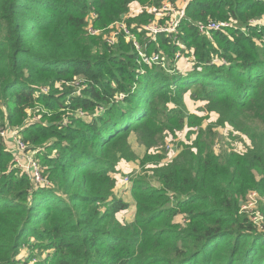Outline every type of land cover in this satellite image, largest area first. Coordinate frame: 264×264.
Listing matches in <instances>:
<instances>
[{
    "label": "trees",
    "instance_id": "obj_1",
    "mask_svg": "<svg viewBox=\"0 0 264 264\" xmlns=\"http://www.w3.org/2000/svg\"><path fill=\"white\" fill-rule=\"evenodd\" d=\"M164 1L178 0H0V117L20 123L37 105L93 116L23 132H31L49 185L13 169L0 143V264H29L16 259L33 239L52 250L51 264H264V233L241 207L251 192L264 198V27L251 29L253 37L238 33L264 18V0H188L178 39L194 51L189 71L176 60L170 71L141 64L123 36L109 46L85 29L91 11L94 27L107 28L139 4L144 11L128 24L145 40L154 16L146 9ZM208 20L237 26L233 39L215 32L224 50L200 34L197 25ZM141 42L148 55L158 50ZM157 42L172 57L180 49L171 35ZM79 78L77 95L68 84ZM188 93L218 124L246 136L250 149L217 153L211 129L192 133V143L190 134L175 157L156 156L153 175L133 183L136 211L122 222L118 214L130 205L115 196L114 174L122 160H137L131 137L145 156L176 139L195 116Z\"/></svg>",
    "mask_w": 264,
    "mask_h": 264
},
{
    "label": "rangeland",
    "instance_id": "obj_2",
    "mask_svg": "<svg viewBox=\"0 0 264 264\" xmlns=\"http://www.w3.org/2000/svg\"><path fill=\"white\" fill-rule=\"evenodd\" d=\"M164 2H166V3H164V5L165 4L172 5V11L177 12L178 14L180 13V15H166V14L160 13L163 11V7H164V5H163L159 8L158 11L154 10L153 13H151L154 15L152 17L153 19L145 27H148V26H151L154 24L159 26V27L160 26H168L169 24H171V22L174 19H176V18L180 19L185 15L184 13H185L187 5H188V0H178L175 5L172 4L170 1H164ZM91 12H95V11H91ZM148 13H150V12H148ZM129 16L128 15L123 16L121 18V20H119L118 22L126 23V25L128 27H130L131 29L136 28L135 26H129V24H128ZM258 20H260V21H258ZM258 20H254V21L250 22L249 28H243L241 30L239 28V30H238V28L236 26L235 29L238 30L239 34L240 33H247L253 37L254 33L252 30H255L256 27L257 28L264 27V18H260ZM208 21L218 22L215 20H208ZM208 21L203 22V24H206ZM93 26H94V24H93ZM110 27L111 26H109L107 28H103L100 26V24H99V27H97V28L94 27L99 33L98 36H102L106 43H107V41L105 38L107 36H110V34H111ZM247 29H249V30H247ZM233 30H234V28H232V29L230 28V29H225L223 31H219V32L225 33L229 39H233L234 38V36L232 35ZM255 31H258V30H255ZM180 32L181 31L178 29V31H176V33L170 34L171 39H173L174 41H178V46L180 47V49L177 50L176 55L174 57L171 56L172 49H169V51H167L166 49L161 48L159 46V43L157 42V39L154 42H156L155 45H156V48L158 49L157 50L158 52L152 51V53L150 55L147 54V56L152 57L155 54L162 55V57L164 58V63H162L160 66L162 68H165L168 71L171 70V65H172V63H174L175 60H176V62L174 64L177 65V67L179 69H181L183 71L191 70L192 66H193V62L195 61V57H193L194 51L192 49L188 50L182 44L181 39H178L179 36L177 34H179ZM200 34H202V35L208 37L210 40H212V43H213L215 49H217L219 51L224 50L225 46H223V45L220 46L219 44L216 43L215 32H210L209 34H208V32H205V33L200 32ZM136 36H137V39L139 40V42L141 43L143 49L145 50V47L143 46V44L141 42V40H142L144 44L146 43L147 40L145 39V36H144L145 40H143V37H139L138 35H136ZM261 39H262V41H264V37H262ZM126 42L131 44V42L128 40H126ZM133 48H134V46H133ZM135 51H136V49H135ZM226 54H228V53H226ZM139 58H140L141 64H147V63H144V61L142 60V58L140 56H139ZM214 58H215L216 63L221 62L219 57H217L216 55L214 56ZM144 71H145L144 68H141V70L139 72L142 75V74H144ZM84 84H85L84 80L79 78V79L74 80V82H72L71 84H68V85L75 87L77 89L76 94L80 95L81 89L85 86ZM57 88H59V86H57ZM48 92H49L48 90L46 92H44V91L43 92H37L36 95H39V93L47 94ZM185 102L188 105V110L190 112L192 110V112H193L192 114H194L195 116L189 117L187 115L186 119H185L187 121V126H186L185 130L183 132H181L180 134H178L176 139H174L175 137L174 138H171V137L165 138V140L160 145V147L155 148V149L151 150V152H149L150 156H148V155L145 156L144 150L141 149V147H139L138 144L134 141L135 135H133L131 137L130 142L132 144L133 151L137 155L136 156L137 160L134 162H127L126 160H124V161L122 160L120 162L119 166L117 167L118 173L114 174V178L116 179V187L114 189L115 196L118 199H120V200H122L125 203L130 205L126 211H123V212L118 214V218L122 222H131L134 218V213L136 211L135 206H134L135 203H134V200L132 198V185H133V183L136 181H143L144 182L145 181L144 177H150L151 175H153L151 170L154 167L153 162H155L156 156L167 155L169 158L175 157V155L179 152L181 147L183 145L187 144V141L190 137V134L192 135V133L199 132V130L201 128H204L205 130L211 129L213 137L215 138V142L218 144L217 145V153H219L220 151H218V150H220L222 148L232 150L236 153H245L248 149H250L251 141L246 136H243L239 133L233 132L231 127H229L228 125L223 126V125L218 124V121H217L218 116L215 113H209L206 110V104L207 103L193 101L190 97V93H188L186 95ZM53 105H56V103L54 102ZM45 107H44V105L43 106L37 105L32 110H28V114L24 117V120L22 122L20 121V123L17 120H14L12 124L9 123V121L6 119V116L8 115L7 112L5 113V117H3V116L0 117V127L4 128L5 130L16 131L22 137L24 142L26 143L27 150H28V153L30 155H34L35 151H37V154H38V150L35 147L36 145H34L32 143V140H31L32 136L30 135L31 132L26 133L23 136V132L25 133L26 128L32 127L33 125H35L37 123H40L42 125L44 124L46 126H50L51 122H54L56 124L61 122L60 124L62 126H67L70 123V121L72 120L71 119L72 115L82 117L85 120H90L93 118V116L90 117L89 114L84 113V112H80V110L73 112L69 109V107H65L66 109L63 111H53V112L48 111L47 108H45ZM170 107H173V105H170ZM4 111H6V110H4ZM96 112H98V110ZM60 117H61V119H60ZM34 129H36V128H34ZM191 139L192 140L188 141V143L194 142L195 136L192 135ZM1 140H0V143L2 145H4L8 151L11 152L12 151V144L9 142L3 141V140L1 141ZM54 141L55 140L48 142L47 147H48V145H49V147H51V145L54 144ZM45 151H46V149H45ZM52 154L58 155L59 153L57 150H55L52 152ZM35 158H38V156L35 155ZM10 161H9V163H10V166L12 167L14 165V157H12V160H10ZM5 163H8V161ZM41 165H42V163H41ZM42 167H44V165H42ZM18 173L21 174L20 172H18ZM252 193H255L256 195H253L252 197H250V195ZM251 194H249V196L243 200L241 207H242V210L245 207V211H243L245 213V215H247L248 218L250 219V221L255 223L256 226H258L261 229V231L264 233V198L261 197L258 192H251ZM257 216L260 217L261 220H256ZM43 246L46 247L45 244ZM44 247H42V245L38 244V242L35 241L34 239L30 240L29 245L25 246L21 250V252L19 253V256L17 257L16 260L20 261V262L29 261V264H40V263L51 264V262H52L51 257L53 255V252H52V250H45Z\"/></svg>",
    "mask_w": 264,
    "mask_h": 264
},
{
    "label": "built area",
    "instance_id": "obj_3",
    "mask_svg": "<svg viewBox=\"0 0 264 264\" xmlns=\"http://www.w3.org/2000/svg\"><path fill=\"white\" fill-rule=\"evenodd\" d=\"M166 15H180L177 12L172 11V5L165 4L163 7V11L160 12ZM97 19V15L95 12H90L87 17V25L86 31L89 36H98V31L94 28L93 24ZM181 23V18L174 19L171 24L168 26H157L151 25L145 27L143 30L145 32L144 36L148 42L155 41L157 36L160 34H174L178 31ZM199 31L201 33L208 32H219L225 29L235 28L234 24L230 21H208L206 24L200 23L197 25ZM111 34L107 36L105 39L110 46H115L118 43L120 36H123L126 40L130 41L134 46L139 56L142 58L144 63L148 65L157 64L161 65L164 63V58L160 54H155L152 57H148L147 53L143 49L141 43L137 39V36L133 32V28L131 29L124 22H116L110 27ZM179 35V34H177ZM47 90H44L46 92ZM123 97V95H121ZM0 139L3 141L9 142L12 144V155L14 157V165L13 169L20 172L22 175L27 176L31 181H33L36 185H49L48 179L44 176V168L42 167L38 158H35L37 155V151L34 152V155H30L27 150V145L22 139V137L16 131L5 130L0 127ZM34 156V157H33ZM256 195L252 193L250 197ZM245 211V207L243 208ZM256 220H261L260 217H256Z\"/></svg>",
    "mask_w": 264,
    "mask_h": 264
},
{
    "label": "crops",
    "instance_id": "obj_4",
    "mask_svg": "<svg viewBox=\"0 0 264 264\" xmlns=\"http://www.w3.org/2000/svg\"><path fill=\"white\" fill-rule=\"evenodd\" d=\"M164 3H166V2H163V4ZM146 10H147V12L153 13V11L155 9H146ZM143 11H144V9L142 6H140L139 4H135L132 6L131 11L129 12L128 16L130 15L129 18L136 17V16L140 15ZM191 113H193L192 110H191Z\"/></svg>",
    "mask_w": 264,
    "mask_h": 264
}]
</instances>
